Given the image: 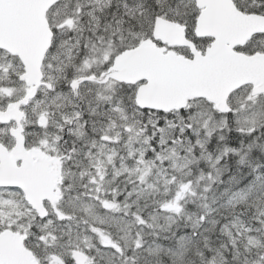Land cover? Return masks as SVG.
<instances>
[{"label":"snow or ice","instance_id":"6c2138e0","mask_svg":"<svg viewBox=\"0 0 264 264\" xmlns=\"http://www.w3.org/2000/svg\"><path fill=\"white\" fill-rule=\"evenodd\" d=\"M0 264H264V0H0Z\"/></svg>","mask_w":264,"mask_h":264}]
</instances>
